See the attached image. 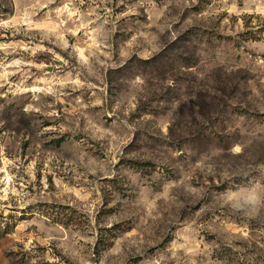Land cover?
I'll list each match as a JSON object with an SVG mask.
<instances>
[{
    "label": "rangeland",
    "instance_id": "1",
    "mask_svg": "<svg viewBox=\"0 0 264 264\" xmlns=\"http://www.w3.org/2000/svg\"><path fill=\"white\" fill-rule=\"evenodd\" d=\"M0 264H264V0H0Z\"/></svg>",
    "mask_w": 264,
    "mask_h": 264
},
{
    "label": "trees",
    "instance_id": "2",
    "mask_svg": "<svg viewBox=\"0 0 264 264\" xmlns=\"http://www.w3.org/2000/svg\"><path fill=\"white\" fill-rule=\"evenodd\" d=\"M8 231H5V233H7Z\"/></svg>",
    "mask_w": 264,
    "mask_h": 264
}]
</instances>
